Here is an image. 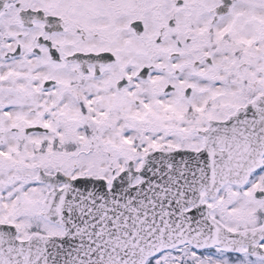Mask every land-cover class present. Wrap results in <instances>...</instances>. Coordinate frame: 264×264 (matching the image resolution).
<instances>
[{"label": "snow or ice", "instance_id": "snow-or-ice-1", "mask_svg": "<svg viewBox=\"0 0 264 264\" xmlns=\"http://www.w3.org/2000/svg\"><path fill=\"white\" fill-rule=\"evenodd\" d=\"M0 264H264V0H0Z\"/></svg>", "mask_w": 264, "mask_h": 264}]
</instances>
